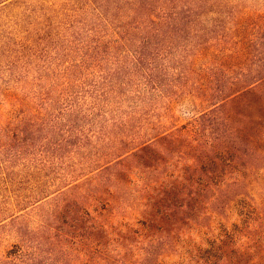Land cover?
<instances>
[{
    "label": "trees",
    "instance_id": "trees-1",
    "mask_svg": "<svg viewBox=\"0 0 264 264\" xmlns=\"http://www.w3.org/2000/svg\"><path fill=\"white\" fill-rule=\"evenodd\" d=\"M69 2L20 23L21 38L0 36V104L20 111L5 122L0 106V165L49 173L0 188V245L13 239L0 264H264V196L238 178L264 173V134L221 109L264 81V66L241 78L195 67L203 41L189 25L211 0ZM60 24L66 44L49 52L45 28ZM184 89L204 104L166 127L152 97Z\"/></svg>",
    "mask_w": 264,
    "mask_h": 264
},
{
    "label": "rangeland",
    "instance_id": "rangeland-1",
    "mask_svg": "<svg viewBox=\"0 0 264 264\" xmlns=\"http://www.w3.org/2000/svg\"><path fill=\"white\" fill-rule=\"evenodd\" d=\"M8 1L0 3V36L3 39L11 36L21 38L23 33L20 32V35V33L16 31L19 24L21 23L27 28V26L35 21L36 17L41 14L42 8L49 6L48 4H53V7H56L59 5L64 6V3H70V0H19L16 3L12 2L13 4ZM212 1L213 0L204 6L201 20L196 24L189 25L192 29L188 37L191 39V37L195 36L196 40L199 36L197 40L203 41L201 45L204 53L200 57H197V64L195 67L197 69H207L208 67L213 71H217V74H225L224 72H227L226 77H229L228 75L231 74L232 77L237 78L244 77L250 70L256 69L258 66H260V70H262L264 66V0ZM7 2L9 4L6 5L5 3ZM33 9H35V11H33ZM54 21L57 24V19ZM31 24L30 26L32 27L33 25ZM61 29H63L61 24L60 28L56 25L45 28L46 34L50 33V37H48L46 41L49 52L57 50L58 47L59 49L57 51H63V46L66 44V41H64L63 38L57 37L55 34V32ZM180 53H182L181 48H178L173 54L179 55ZM227 56H229V58H227ZM252 61L254 62L252 63ZM18 67L22 68V63H20ZM31 67L29 79H32L35 75L40 73L35 67ZM4 71L5 69H3V72ZM41 73L45 75L44 71ZM3 77L4 76H2V78ZM198 80H200L199 76H197L195 80L196 84ZM183 81L184 80H178L176 84L179 86ZM1 82L2 81H0V83ZM9 82L15 84L13 76L10 78ZM20 82L22 83L24 80ZM4 84L5 81L3 80V85ZM152 98V100L158 101V110L154 117L162 123L165 122L166 127L186 124L198 113L199 106L204 104L200 98L194 97L192 92L187 89H184L180 96L171 99L170 102H168V99L163 98L159 92H155ZM228 105L225 104L221 109H226V112H231L232 114L235 113L237 117L250 115L252 117V125H254L255 128L258 127L257 129L264 134V81L253 85L252 90L247 93V95L239 94L234 98L233 102H231L229 106ZM0 106L5 113V119L3 120L5 122L14 120L16 118L15 115L20 113L19 110L14 113L9 111L8 109L10 108L5 103H1ZM14 107L15 106H12L11 108ZM40 135L44 137L45 132H41ZM120 135V133H116L115 136L110 135L104 141H107V144L110 145L117 141ZM142 136H144V134ZM141 138L143 140V137ZM7 141L6 149L9 148V152L20 148L18 141L14 138H6L4 140V142ZM249 147L250 145L246 146L245 149L250 151ZM2 154L8 153L3 152ZM171 160L177 162L178 156L172 154ZM256 160H258L256 156H249L245 160L246 166L248 161L254 164ZM27 163L28 162H25L24 159H19L17 163L12 164L3 162L2 165H0V188L4 186L3 184L8 185L13 182L29 185V183L33 182L31 179L37 180L39 178L33 177L32 172H34L33 174H35V176L45 174V169L40 168L38 171ZM255 164H258L257 166H264V161ZM28 173H30L29 176L31 177L28 176ZM257 175L250 178H243L241 176L238 178L242 180L248 179L247 182L250 184V189L252 188L250 194L260 198L264 196V173H258ZM234 176L235 174L232 175V177ZM48 177L49 173L45 174L42 178L49 180ZM0 193H2L1 189ZM128 193L129 192L126 191L125 195L128 196ZM48 207L49 204L45 206V209L47 210ZM30 211L31 209L27 212ZM1 236L2 233L0 230V237ZM11 242H13V239L2 241L0 251L3 253L7 250ZM255 260L259 262L258 258Z\"/></svg>",
    "mask_w": 264,
    "mask_h": 264
}]
</instances>
